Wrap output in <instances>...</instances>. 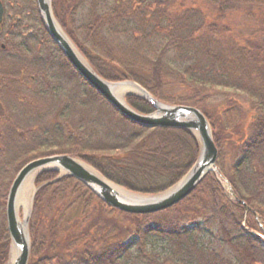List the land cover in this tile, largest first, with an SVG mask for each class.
Returning a JSON list of instances; mask_svg holds the SVG:
<instances>
[{
  "label": "trees",
  "instance_id": "16d2710c",
  "mask_svg": "<svg viewBox=\"0 0 264 264\" xmlns=\"http://www.w3.org/2000/svg\"><path fill=\"white\" fill-rule=\"evenodd\" d=\"M1 1L14 16H6L0 33L11 47L0 54V264H6L7 195L27 162L67 153L128 189L158 193L186 173L199 142L186 128H147L119 114L48 35L36 0ZM52 9L103 78L133 80L163 102L199 108L218 156L215 170L184 199L145 214L113 208L71 175L37 174L28 264H128L134 249L146 264H189L187 258L264 264L256 234L264 229V0H52ZM172 48L175 65L166 60ZM54 74L72 82L82 101L64 93ZM219 88L228 92L218 100ZM125 98L140 112L153 111L139 95ZM91 103L105 107L109 125ZM108 212L136 219L119 237ZM204 233L214 246L203 242ZM152 237L169 241L180 258L160 262L147 250Z\"/></svg>",
  "mask_w": 264,
  "mask_h": 264
},
{
  "label": "water",
  "instance_id": "95a60500",
  "mask_svg": "<svg viewBox=\"0 0 264 264\" xmlns=\"http://www.w3.org/2000/svg\"><path fill=\"white\" fill-rule=\"evenodd\" d=\"M42 23L48 35L61 49L66 59L78 74L95 89L119 114L128 120L147 128H186L198 139L199 153L186 173L173 185L158 193H144L128 189L99 172L79 157L67 153L38 157L21 167L13 179L6 201V221L11 239L9 259L6 264H28L31 240L28 229L33 197L38 189L34 184L37 174L55 171L56 179L71 175L87 185L101 200L118 210L145 214L167 209L189 195L206 173L213 170L218 156L211 125L205 114L197 107L185 104H169L154 97L147 89L133 80L110 81L103 78L92 67L86 57L70 39L56 19L52 0H36ZM4 5L0 0V24ZM18 19V16H17ZM124 90V98L117 96L116 90ZM134 94L145 98L153 111L144 113L134 109L125 97ZM32 177L34 189L30 208L19 215L20 193Z\"/></svg>",
  "mask_w": 264,
  "mask_h": 264
},
{
  "label": "rangeland",
  "instance_id": "374dc122",
  "mask_svg": "<svg viewBox=\"0 0 264 264\" xmlns=\"http://www.w3.org/2000/svg\"><path fill=\"white\" fill-rule=\"evenodd\" d=\"M82 11H84V9L81 10L80 12H82ZM81 20L82 19H79L78 23H80ZM156 47L158 49L160 46L157 45ZM176 57H177L176 50H174L172 48V49H169L167 51L166 60L168 61V63H171L173 65L178 64V61H177ZM187 63L188 62H185L184 65H186ZM179 64H180V62H179ZM50 73H52L51 70H50ZM54 75H55V78H60L59 75H57V74H54ZM60 80H61V87H63L62 89L64 90V93H66L68 95L69 94L77 95V99H81L82 98L79 90L73 91V83L72 82H68V81L63 80L61 78H60ZM181 92H179V93H181ZM218 92H219V94H218V97H219L218 100H219V99H221V98L226 96L224 94L227 93L228 90L219 88ZM81 101H82V99H81ZM97 105L94 104V103H91L88 106L90 107V110L93 113H95V114L98 113L99 117L101 119H103V123H102L103 126L109 125L111 123V121H109V116L107 115V113L105 111H103V109L105 107L103 105H101V106H99V104H97ZM245 107L248 110L250 108L248 106V104H245ZM90 139L93 141L94 137L91 136ZM221 179L224 182V184H226L227 187H228V184L226 183V181H224V178L221 177ZM138 183L144 184V181H140ZM33 193H34V189H33L32 185H31V183L30 182L26 183V185L22 189V192L20 193V207H19V215H20V217L23 216V213H24V211H26L27 208L28 209L30 208V206H31L30 199L33 196ZM108 215H109V217H111L113 219L114 223L118 226V228H120L121 232L119 233L117 231L119 237H122V236L125 235L123 226H125L128 222H131V221L136 219L134 217H128V216L121 215L118 212H110V213L108 212ZM256 234L258 235V237L262 241H264V229L261 232L257 231ZM202 240H203V242L204 241L205 242H209V244L211 246L215 245V239H214V237L210 236L209 233H206V234L204 233L203 236H202ZM147 250L149 251V253H153L160 262H162L165 259L170 258V257L174 258L175 260H178V259H176L178 257L180 258V256L178 254H176V251L173 248V246L166 239H160V238L158 239V238H155V237L150 238L149 242H148ZM182 260L189 262V264H193L190 261L189 258L182 259ZM128 264H146V260L134 249L132 254H131V256L128 259Z\"/></svg>",
  "mask_w": 264,
  "mask_h": 264
},
{
  "label": "flooded vegetation",
  "instance_id": "af4514ba",
  "mask_svg": "<svg viewBox=\"0 0 264 264\" xmlns=\"http://www.w3.org/2000/svg\"><path fill=\"white\" fill-rule=\"evenodd\" d=\"M4 4V3H3ZM13 14L11 12H7L6 10V6L4 4V14H3V19L2 22L0 24V33L2 32V28H3V24L5 21L8 20L7 17H9V19H11ZM7 16V17H6ZM11 23H13V20L11 21ZM10 41H9V36L7 34L1 35L0 34V54H5L8 52V50H10Z\"/></svg>",
  "mask_w": 264,
  "mask_h": 264
},
{
  "label": "bare ground",
  "instance_id": "6f19581e",
  "mask_svg": "<svg viewBox=\"0 0 264 264\" xmlns=\"http://www.w3.org/2000/svg\"><path fill=\"white\" fill-rule=\"evenodd\" d=\"M116 94H117V96H118L119 98L123 99V98H124V95H125V91L122 90V89H121V90H120V89H119V90L117 89V90H116ZM31 178H32V177H29V178L27 179V181H28L27 183L30 182ZM26 208H27V207H26ZM26 208H25V209H26Z\"/></svg>",
  "mask_w": 264,
  "mask_h": 264
}]
</instances>
